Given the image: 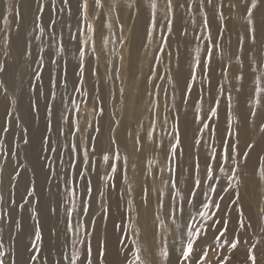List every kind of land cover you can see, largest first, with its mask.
I'll use <instances>...</instances> for the list:
<instances>
[{"label":"rangeland","instance_id":"1","mask_svg":"<svg viewBox=\"0 0 264 264\" xmlns=\"http://www.w3.org/2000/svg\"><path fill=\"white\" fill-rule=\"evenodd\" d=\"M239 1L185 0L182 5L180 0H149L147 21L138 28L137 0H0L3 264H17L21 255L16 242L22 234V211L30 229L24 264H55L43 241L40 209L53 215L50 243L57 246L58 239L63 240L65 264H73L74 257H78L75 264H86L89 246L92 264H105L104 253L99 256L104 248L103 228L117 208L122 212L116 222V264H139L133 229L143 223L146 211L153 241L159 244L168 235L170 209L179 189L177 162L183 142L179 124L187 106L193 115L184 142L188 148L203 144L209 163L216 164L191 186L194 199L201 188L206 191L202 203L195 199V206L192 198L188 201L187 206L197 211L189 220L193 236L208 222L219 224L231 214L236 224L230 229L225 227L229 220L225 221L221 232L227 234L226 240L217 241L220 231L215 240H200L188 260L181 255L178 264H252L251 256L256 264H264V15L258 13L264 0H255V14L253 0H245L249 7L242 10ZM197 4L205 10L196 21ZM214 13L217 20L209 26L205 16ZM177 14L185 15L186 21L175 33ZM241 24L255 27L246 51ZM112 30L120 33L109 74L100 47L112 48ZM195 51L200 57L188 59L179 92L177 58ZM243 55L249 57L248 66L239 62ZM245 70L251 75L243 77ZM241 84L247 89L241 100L245 124L236 116ZM207 93L212 94L204 110ZM134 102L141 103L146 114L124 122ZM220 105L227 121L218 135L213 113ZM259 105L263 112L257 120ZM118 128H124L125 138L134 131L131 142L145 152L146 185L138 191L136 212L126 201L127 154L116 140ZM241 140L244 145L238 154ZM31 142L40 163V182L28 186L33 169ZM251 161L255 174L249 182L245 164ZM225 172L232 183L223 188L218 181ZM226 197V209L220 213L215 204ZM240 198L250 215L238 206ZM11 208L17 214H10ZM89 212L90 227L83 229ZM37 230L40 240L35 238ZM236 240L239 243L232 249L230 243Z\"/></svg>","mask_w":264,"mask_h":264},{"label":"bare ground","instance_id":"2","mask_svg":"<svg viewBox=\"0 0 264 264\" xmlns=\"http://www.w3.org/2000/svg\"><path fill=\"white\" fill-rule=\"evenodd\" d=\"M106 1V0H104ZM148 2L149 0H137V8L139 11V17H138V28H142L145 26V23L147 21V13H148ZM240 6L241 10L243 8H248L249 7V2L245 0H241ZM180 3L183 5L185 4V0H180ZM252 5V4H251ZM193 10L196 13V21L201 18V15L204 13V6L202 4H197L194 6ZM253 13L255 14L254 8L252 7ZM258 13H262V16L264 15V8H261L258 10ZM217 14H207L205 16L206 22L208 23L209 26H214L215 22L217 20ZM186 16L183 14H177L173 17V27L175 29V33L178 32L180 27L183 25L184 21H186ZM241 32L242 36L244 39V49L245 51L249 47L250 43V37L251 34L255 33V27L249 26L248 24H241ZM119 33L116 30L111 31V36L113 38V45L112 48L110 47H100V54L107 64V71L110 74V69L114 66V59H115V46L116 42L119 38ZM104 45V44H103ZM191 57H200V52L195 51V52H190V53H183L180 54V56L177 58V69H176V85L179 90V92H182V88H184V81L187 73V61ZM239 62L243 65L245 64L248 66L249 63V57H246V55H243V57L240 58ZM148 67V66H147ZM148 68L146 69V71ZM250 72L248 70H245L242 75L243 77L248 76ZM251 75V74H250ZM247 89L244 87L243 84L240 85V93L238 95V100L236 103V116L237 119L240 123L245 124V116H244V111L242 107L241 100L243 99V96L245 95ZM212 93H207V98H204L202 109L208 110V100L209 97L211 96ZM177 109H180V107H177ZM203 111V110H202ZM257 120L260 119L262 116L263 108L261 105H259L258 110H257ZM129 116L127 119L124 121H129V118L132 117L133 115H138L140 113L144 114V106L141 103L134 102L129 106ZM214 123L216 125V133L220 135L222 131V125L226 123V115L225 112L222 108V106H217L215 107L214 110ZM146 114V113H145ZM144 114V115H145ZM193 115L192 108L190 106H187L184 109V112H182V117L181 121L179 124L181 135L183 138L182 142V148L180 151V156L178 157V173H177V183L179 185L178 189V197H177V202L175 205L172 206L170 209V216H172V219L170 220L169 226H168V235L165 236L164 238L161 239L160 243L157 244L155 241L152 239L151 235V230L149 228V223H148V218L150 217V212H145L144 215L142 216V222L141 225H136L134 230V235L138 239V245H139V250H138V256H139V264H178V261L184 252L182 249L188 245L187 241L191 239L190 241H194L193 247L201 240V241H212L215 240L216 236L218 235V232L223 230L224 223L225 221L229 223L228 225L225 224L226 226H230V229L232 226H235L236 220L234 215H228V220L225 218V221L222 220L219 224H212L209 223L207 224L206 227L203 228V230L200 229L199 234H195L193 236V232L191 230L189 220L193 217L192 212L195 213L194 210H191L188 206V201L189 198H192V190L191 186L197 181V178L199 180L201 179V176L208 170V171H213L215 169L216 164L215 163H209L208 161V156H207V148L205 146L199 145L193 148H188V143L184 142L187 131H188V123L191 120ZM116 140L117 142L120 143V146L122 147L123 150H125L127 154V160H126V167H127V172L129 176V189H128V195L126 197L127 204L129 208L133 211L136 212L139 211V206H140V196L138 194V191L141 189L142 186L146 185L145 180L143 179L145 173V168H146V160H145V152L144 149L142 148L141 145H136L131 142V139H134V131H130V133L127 135V138H125L124 135V128H118L116 130ZM244 140V137L243 139ZM239 143L237 153L239 154L240 150L243 149L244 142ZM187 145V148L185 147ZM34 142H31V151H30V162L33 165V169H31V173L28 176V179L30 180L28 186H31L32 182H35L39 184L40 179L37 175L39 168H40V163L38 161V158L36 156L35 150L33 148ZM183 149V150H182ZM256 157V150L253 153H251L250 158L255 159ZM251 161L250 163L245 164V171L248 174V180L249 182H252V178H254V164ZM229 182L232 183V180L230 176L225 172L223 177L220 178L218 181L219 186L223 187L225 185H229ZM254 182V180H253ZM223 192V191H222ZM221 192V193H222ZM40 193V191H39ZM195 196L196 200H199V203H202L205 199L206 196V191H204L203 188H201ZM194 198H192L193 203L192 205L195 204L197 205V201ZM228 197H226L223 202L216 203L215 206H219L217 208L220 213H224V210L226 209V203H227ZM261 203L264 207V194L261 197ZM188 205V206H187ZM241 206V210L245 215H250V211L244 207L243 205V200L240 198L238 200V206ZM118 207V206H116ZM121 212L119 208L113 210L109 214V219L107 224L104 226V248H103V253H104V260L105 264H116V242L119 237V233H117L118 228L116 225V222L119 220L121 216ZM10 214L14 215L17 214V210L14 208L10 209ZM40 218L43 224L42 228V235H43V241L46 247L47 255L51 258L53 256L55 258V264H65L64 258H63V240L58 239L57 246H53L50 243V224L51 221H53V215L51 212H48L45 209H40ZM197 213V211H196ZM195 213V214H196ZM219 213V214H220ZM21 216V221H22V234L21 238L16 242L17 249H19V252L21 255H18L17 258V264H24L25 260V253L27 252V248L29 246L30 242V229L28 227V216L25 211L19 212ZM92 213H87L85 217L84 224L82 226L83 229H86L90 227V220H91ZM233 221V222H232ZM227 227V229H228ZM241 232V230H239ZM82 232V229H81ZM239 232V233H240ZM191 233V235H190ZM192 236V238H190ZM238 237V236H237ZM239 238L240 235H239ZM227 239V234H224L223 236L220 235V237L217 239V241L222 242ZM189 243V242H188ZM167 251L168 255L167 257L161 256L158 254V252H161V254Z\"/></svg>","mask_w":264,"mask_h":264},{"label":"snow or ice","instance_id":"3","mask_svg":"<svg viewBox=\"0 0 264 264\" xmlns=\"http://www.w3.org/2000/svg\"><path fill=\"white\" fill-rule=\"evenodd\" d=\"M65 2H67V0H65ZM85 7H86V5H85ZM252 7L253 8L256 7L255 0H253ZM248 15H249V17L251 16V11H249ZM249 22H251V21H249ZM2 70H3L2 67H0V71H2ZM213 115H215V113H213ZM205 127H207V125H205ZM25 143H27V141H25ZM105 159H107V157H105ZM262 175H264V172H262ZM216 207L218 208L219 206L217 205ZM226 230L227 229L225 228V231ZM190 235H191V233H190ZM220 235L223 236L224 233L221 232ZM35 238H36V240H40L41 239V235H40V232L38 230L35 233ZM238 243H239V240H236L235 242L230 243V247L232 249H235L237 247ZM193 244H194V241H189V243L187 245V250L182 253L185 261L188 260L189 256L193 252ZM0 247H2V246H0ZM32 247H35V245H33ZM162 255L165 256V257H167V255H168L167 251H164L162 253ZM99 256L100 257L103 256V252L102 251L99 252ZM206 256H207V253H204V257L205 258H206ZM32 259H35V256L34 255L32 256ZM75 259H78V257H74L73 264H75ZM137 259L139 260V256H137ZM250 259L252 261V264H256V257L255 256H251ZM85 262H86V264H92V262H91V247L90 246L87 248V251H86ZM0 264H3V260L2 259H0ZM201 264H202V261H201ZM220 264H225V262L224 261H221Z\"/></svg>","mask_w":264,"mask_h":264}]
</instances>
